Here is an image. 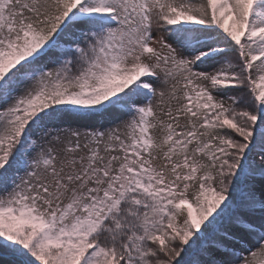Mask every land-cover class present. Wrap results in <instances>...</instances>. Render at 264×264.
I'll return each mask as SVG.
<instances>
[{"label":"snow or ice","instance_id":"1","mask_svg":"<svg viewBox=\"0 0 264 264\" xmlns=\"http://www.w3.org/2000/svg\"><path fill=\"white\" fill-rule=\"evenodd\" d=\"M0 264H264V0H0Z\"/></svg>","mask_w":264,"mask_h":264}]
</instances>
